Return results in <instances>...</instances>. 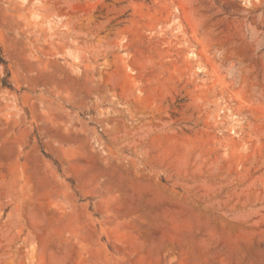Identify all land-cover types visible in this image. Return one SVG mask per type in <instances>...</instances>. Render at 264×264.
<instances>
[{
    "label": "rangeland",
    "instance_id": "374dc122",
    "mask_svg": "<svg viewBox=\"0 0 264 264\" xmlns=\"http://www.w3.org/2000/svg\"><path fill=\"white\" fill-rule=\"evenodd\" d=\"M0 57V264H264V0H0Z\"/></svg>",
    "mask_w": 264,
    "mask_h": 264
},
{
    "label": "trees",
    "instance_id": "16d2710c",
    "mask_svg": "<svg viewBox=\"0 0 264 264\" xmlns=\"http://www.w3.org/2000/svg\"><path fill=\"white\" fill-rule=\"evenodd\" d=\"M0 61H2L3 62V58H1L0 57ZM8 76H9V73L8 72H6V75L2 78V80H1V84L3 85V86H7V87H11V84L9 83V81H8Z\"/></svg>",
    "mask_w": 264,
    "mask_h": 264
}]
</instances>
